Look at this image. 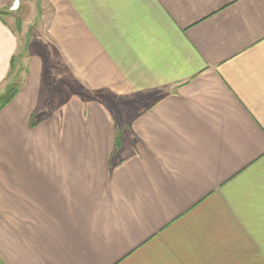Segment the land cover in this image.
Wrapping results in <instances>:
<instances>
[{
  "label": "crops",
  "instance_id": "obj_1",
  "mask_svg": "<svg viewBox=\"0 0 264 264\" xmlns=\"http://www.w3.org/2000/svg\"><path fill=\"white\" fill-rule=\"evenodd\" d=\"M43 1L60 86L0 17V264H264V0Z\"/></svg>",
  "mask_w": 264,
  "mask_h": 264
},
{
  "label": "rangeland",
  "instance_id": "obj_2",
  "mask_svg": "<svg viewBox=\"0 0 264 264\" xmlns=\"http://www.w3.org/2000/svg\"><path fill=\"white\" fill-rule=\"evenodd\" d=\"M15 3H17L16 8H14ZM48 16V5L43 0H0V17L12 29L16 30L20 40L18 57L13 60L14 64L18 62V67L16 69L13 67L14 70L12 68V71L17 74L16 78H22L24 65L30 58L37 54L42 55L45 50L44 66L46 70L44 73H48L50 77L53 75V83L60 86L61 84L58 83V62L54 61L57 59V55L52 46L45 45ZM13 83L17 84L18 81H13Z\"/></svg>",
  "mask_w": 264,
  "mask_h": 264
},
{
  "label": "trees",
  "instance_id": "obj_3",
  "mask_svg": "<svg viewBox=\"0 0 264 264\" xmlns=\"http://www.w3.org/2000/svg\"><path fill=\"white\" fill-rule=\"evenodd\" d=\"M18 91V86L15 84H10L5 92L0 96V110L6 106L15 96Z\"/></svg>",
  "mask_w": 264,
  "mask_h": 264
},
{
  "label": "water",
  "instance_id": "obj_4",
  "mask_svg": "<svg viewBox=\"0 0 264 264\" xmlns=\"http://www.w3.org/2000/svg\"><path fill=\"white\" fill-rule=\"evenodd\" d=\"M14 8H16V3H15V5H14Z\"/></svg>",
  "mask_w": 264,
  "mask_h": 264
}]
</instances>
